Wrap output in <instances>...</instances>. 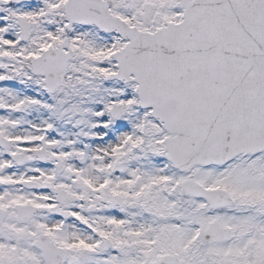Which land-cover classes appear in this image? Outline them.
Segmentation results:
<instances>
[{
	"label": "snow or ice",
	"instance_id": "obj_1",
	"mask_svg": "<svg viewBox=\"0 0 264 264\" xmlns=\"http://www.w3.org/2000/svg\"><path fill=\"white\" fill-rule=\"evenodd\" d=\"M0 264H264V0H0Z\"/></svg>",
	"mask_w": 264,
	"mask_h": 264
}]
</instances>
